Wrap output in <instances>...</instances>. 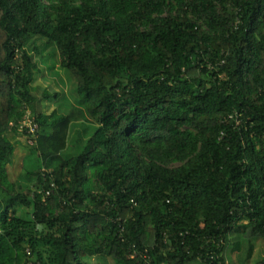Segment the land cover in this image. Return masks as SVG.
I'll use <instances>...</instances> for the list:
<instances>
[{
  "label": "trees",
  "instance_id": "1",
  "mask_svg": "<svg viewBox=\"0 0 264 264\" xmlns=\"http://www.w3.org/2000/svg\"><path fill=\"white\" fill-rule=\"evenodd\" d=\"M62 72L79 99L39 98ZM257 241L264 0H0V264H250Z\"/></svg>",
  "mask_w": 264,
  "mask_h": 264
},
{
  "label": "rangeland",
  "instance_id": "2",
  "mask_svg": "<svg viewBox=\"0 0 264 264\" xmlns=\"http://www.w3.org/2000/svg\"><path fill=\"white\" fill-rule=\"evenodd\" d=\"M62 76V81L59 82L58 78L52 77L46 73L44 75L39 74L36 76V81L34 83V87H36L37 90V95L39 98L42 97V92L44 89H48L51 91V93L54 92H60L61 90H64L65 94L61 97L63 98L65 103H75L76 100L79 99L77 94H75V88H76V81L73 78H68L67 76L64 75V73H60ZM61 100L58 99H51L48 101H43L41 104V110L42 112H45L47 114L51 113L54 111L56 108H58L61 105ZM83 129V128H82ZM86 135L89 137L90 131H84L83 130V135ZM75 139V130H71L70 133V141H69V149H68V154L73 155L76 153V147L74 143ZM16 154L14 157L13 164L9 167V175L10 178L13 182H19L22 183V185L27 184V180L25 179V158L28 153L27 145L29 142V139L26 136L19 135L16 138ZM82 143V142H81ZM74 145V146H73ZM30 187L34 185L33 183L28 184ZM25 211H20V214L24 213ZM235 242L231 244V247L228 248V256L231 254V259H232V264H240L238 260L239 252H234V247H235ZM264 259V244L261 241L256 242V249L254 252V255L250 261V264H261V262ZM89 264H113L112 261L110 260H101L98 258H93L92 260L89 261Z\"/></svg>",
  "mask_w": 264,
  "mask_h": 264
},
{
  "label": "built area",
  "instance_id": "3",
  "mask_svg": "<svg viewBox=\"0 0 264 264\" xmlns=\"http://www.w3.org/2000/svg\"><path fill=\"white\" fill-rule=\"evenodd\" d=\"M238 125H239V123H238ZM37 128H38V126L34 122V119L31 115V112L27 111L24 121L19 126V131L22 132V131H24V129H28V134L34 135L37 131ZM28 139H29V143L32 144L33 142L31 141L30 137H28ZM135 254H136V252H135ZM135 254L133 255V257L136 256ZM144 255H146V253ZM142 257L146 258L147 256H142Z\"/></svg>",
  "mask_w": 264,
  "mask_h": 264
}]
</instances>
